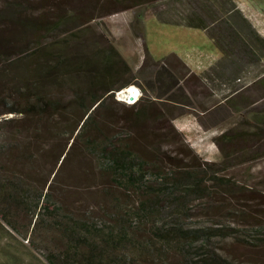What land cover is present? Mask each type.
<instances>
[{"label": "trees", "instance_id": "trees-1", "mask_svg": "<svg viewBox=\"0 0 264 264\" xmlns=\"http://www.w3.org/2000/svg\"><path fill=\"white\" fill-rule=\"evenodd\" d=\"M34 1L38 6L40 2L44 3V0ZM46 1H51L53 13L40 12L41 6L32 8L30 0H0L2 159H7L11 152L15 157L16 149L17 152L25 150L26 153L27 146L14 149L15 142H19L17 137L27 136L26 140L29 137L30 143L37 146L38 136L41 133L49 135L52 131L51 126L47 129L48 123L40 129L33 127L31 131L32 125L24 121L53 116L69 106L74 114L79 113L80 116L75 121L70 118L59 126L55 124V127H60L61 135L69 139L83 121L74 141L81 136L83 150L96 155L100 166L111 175L113 182L134 199L131 204L123 205L118 213L109 215L108 222L77 218L63 204L52 199V181L45 191L37 188L33 169L26 171L22 167L25 159L28 162L33 160L29 156L17 154V157L21 156L18 157V162L22 161L18 167L21 172L10 170L5 159L4 164L0 163V231L11 237V231L26 237L30 227L33 231L43 225L41 229L46 227L58 232L59 245L52 249L46 245L45 249L48 251L42 252L47 264H239L218 252V241L231 237L242 244L264 245L262 212L247 211L245 208H240V211H231L229 208L222 211L226 205L235 204L221 192L222 187L230 184L228 177L217 174L223 164L197 161L195 156L186 161L176 156L173 158L177 162L174 168L162 169L156 165H147L133 149L128 131L109 134L104 128L103 120L101 122L93 119L96 108L102 106L108 97L114 98L115 90L126 87L131 82L124 78L118 83L107 84L106 78L122 76L130 68L114 46L93 51L89 54L92 62H66L70 43L81 45V37L87 27L82 26L78 31H63L65 36H59L49 43L44 42L46 32H55L59 25H64L69 18L76 17L67 13L66 7L61 8L60 2ZM104 1L107 6L121 4L128 7L157 0ZM215 1L198 2L199 12H193L187 20L173 23L206 29L220 47V40L223 39L231 38V44L237 42L233 23L235 19L254 39L264 43V38L245 18H233L230 21L234 17L235 8L232 0H219L217 9L214 7ZM153 14L159 17L156 12ZM48 15L58 18L57 21L50 22L46 19ZM139 29L142 37L144 28L141 22L137 26V30ZM242 43L243 46L246 45ZM162 60L167 67L168 59ZM165 72L170 77L167 75L168 70ZM84 73L88 77L85 84H75L74 81L78 80L76 77ZM162 73L163 71L158 73L159 79L165 76ZM263 81L260 78L256 83L262 84ZM63 86L71 90V97L65 101L54 94ZM233 90L238 89L234 87ZM163 95H166V101H161V105H166L167 102L176 108L183 104L168 94H160L158 97L163 98ZM96 103L98 104L91 111ZM134 104H129V107H134ZM136 108L134 121L142 123L147 120V106ZM15 115L19 117H14ZM154 116L152 119L149 117L151 122L162 118L161 114ZM134 121L130 123L133 127L137 126ZM69 122H73V125L69 126ZM85 129L87 131L83 133ZM263 137L264 126L242 137L237 132H223L218 139L232 144L238 138L259 142ZM223 153L226 157L229 155L225 150ZM29 168L32 167L29 165ZM223 191L229 192L226 188ZM16 209L29 216L27 229L18 226L14 218ZM233 223H241L243 226ZM12 243L6 241L0 244V264H33L26 262L21 255L20 245L25 244Z\"/></svg>", "mask_w": 264, "mask_h": 264}, {"label": "rangeland", "instance_id": "rangeland-1", "mask_svg": "<svg viewBox=\"0 0 264 264\" xmlns=\"http://www.w3.org/2000/svg\"><path fill=\"white\" fill-rule=\"evenodd\" d=\"M56 1L61 3V8H67V13L76 17L59 25L55 32H46L44 42L49 43L63 36L66 30L78 31L82 26L87 27L81 37V45L69 42L71 47L66 62H92L89 54L93 51L114 46L130 69H126L125 74L117 78L107 77L106 83H118L126 78L131 80L129 85L141 90L134 107H129L128 103L115 97H108L102 106L94 110L98 104L96 103L91 108V111L94 110L93 119L104 121V128L109 134L128 131L133 149L147 165H156L162 169L174 168L177 162L173 158L176 156L186 161L195 156L197 161L223 164L217 174L228 177L230 184L222 187L221 192L235 204L226 205L222 211L228 208L231 211L245 208L247 211L262 212L263 218L264 137L259 142L238 138L231 144L224 139L219 140L218 136L223 132H237L242 137L264 126V81L262 84L256 83L257 77L264 74V43L254 39L243 26L241 29L235 26L237 42L231 44V38L220 40L222 57L213 64L221 53L206 32L194 26L173 23L187 20L193 12H199L197 5L202 0H157L128 7L121 4L107 6L104 0ZM218 1L214 2L215 9ZM232 1L235 8L234 17L231 18L246 19L252 9H255L260 18H264V0ZM41 3L40 7L36 1L30 0L32 8L40 7V12H54L51 1L44 0L45 4ZM154 12L161 18L154 15ZM218 14L221 15L219 12ZM70 16L73 15H67ZM51 17L48 15L46 19L50 22L58 19ZM140 22L144 28L142 37L140 29L137 30ZM242 42L246 45L243 46ZM164 58L168 59L167 67L163 65ZM210 59L214 61L209 64V68L206 63ZM187 60L197 61L199 71H192L184 62ZM166 70L170 77L165 75ZM160 71L165 76L159 79ZM76 78L78 80L74 81L75 84L84 85L88 77L84 73ZM234 87L238 89L237 93L233 90ZM54 94L65 101L71 97V90L63 86ZM160 94L173 96L183 104L176 108L167 102L166 105H161V101H166V95L160 98ZM141 105L147 106L148 119L136 123L134 114L136 107ZM154 114H161V120L151 122L149 117L152 119ZM79 116V113L74 114L72 107L68 106L56 115L24 121L32 125L31 131L33 127L40 129L47 123V129L51 126L52 131L49 135L41 133L37 146L30 143L29 137L26 140L27 136L15 138L20 143L15 142L14 149L27 146L26 153L25 150L17 152L16 149V158L11 152L4 159L10 170L21 172L18 167L22 161L18 162L20 155L17 157V154L29 156L33 161L25 159L22 167L26 171L33 169L37 188L45 191L52 181V199L63 204L75 217L108 222L109 215L118 213L123 205L131 204L134 197L124 193L113 182L111 175L100 166L96 155L83 150L81 136L74 141L83 121L69 139L61 135L60 127H55V124L59 126L70 118L75 121ZM132 120L137 126L130 124ZM68 125H73V122ZM86 131L87 129L83 133ZM223 150L229 154L227 157ZM2 157L0 154V163L4 164ZM178 163L181 165V162ZM224 188L229 192L225 193ZM14 218L18 226L27 229V213L16 209ZM233 224L243 226L241 223ZM42 226L33 231L30 227L26 237L13 231L11 237L0 231V244L8 241L19 245L22 242L25 245H20L21 255L26 262L47 264L42 252L48 251L45 249L46 245L51 249L59 245V233L46 227L41 229ZM216 246L220 254L239 264H264V245L242 244L228 237L218 241Z\"/></svg>", "mask_w": 264, "mask_h": 264}, {"label": "crops", "instance_id": "crops-1", "mask_svg": "<svg viewBox=\"0 0 264 264\" xmlns=\"http://www.w3.org/2000/svg\"><path fill=\"white\" fill-rule=\"evenodd\" d=\"M238 6L240 8H242V4H239L238 3ZM242 9H244V7ZM250 12H251L250 15L247 16L248 18H246V19L248 20V22L251 25V27L254 28L258 32V34L264 38V18H260L259 15L257 14V12L255 11V9H252ZM232 19L233 18H230V21ZM162 20H164V19H162ZM169 21L171 22V20H169ZM233 23H234V28H236L235 26H237L240 29L242 28L241 24H239L240 22L236 21L235 19H233ZM202 30H204L206 32V34L208 35V37L214 42V40L212 39V37H210V35L208 34V31L206 29H202ZM214 44L216 45L215 42H214ZM217 47L220 50V47L219 46H217ZM220 53H221V55L218 57V59L216 58L215 61L213 59H210L206 63V66L209 67V64H211L213 61H214L213 64L214 63L216 64L217 60H220L221 57H222V51L221 50H220ZM184 62L189 66V68L192 71H199V69L197 68V66H198L197 61H195V60H187V61H184ZM262 77H264V74H262L261 76L257 77V79L259 80ZM262 79H264V78H262ZM235 92L237 93V91H235Z\"/></svg>", "mask_w": 264, "mask_h": 264}, {"label": "built area", "instance_id": "built-area-1", "mask_svg": "<svg viewBox=\"0 0 264 264\" xmlns=\"http://www.w3.org/2000/svg\"><path fill=\"white\" fill-rule=\"evenodd\" d=\"M124 89H126V88H121V89H118V90L114 91V97L117 100L126 102L128 104H132V103L136 102L139 99V97L141 95V90L139 88H138L139 89V93L134 99H130L129 97L125 96V94H123L124 93Z\"/></svg>", "mask_w": 264, "mask_h": 264}, {"label": "bare ground", "instance_id": "bare-ground-1", "mask_svg": "<svg viewBox=\"0 0 264 264\" xmlns=\"http://www.w3.org/2000/svg\"><path fill=\"white\" fill-rule=\"evenodd\" d=\"M124 88L126 89H124L123 94H125V96L129 97L130 99H134L139 93V89L134 85H129Z\"/></svg>", "mask_w": 264, "mask_h": 264}]
</instances>
